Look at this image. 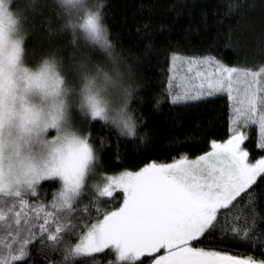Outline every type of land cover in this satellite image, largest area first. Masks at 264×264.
Instances as JSON below:
<instances>
[{"label": "snow or ice", "instance_id": "snow-or-ice-1", "mask_svg": "<svg viewBox=\"0 0 264 264\" xmlns=\"http://www.w3.org/2000/svg\"><path fill=\"white\" fill-rule=\"evenodd\" d=\"M183 4L169 8L180 16ZM104 7L89 0H28L23 7L0 0V264H32L34 251L45 264H104L101 255L107 264H264L206 245L238 240L264 248V26L255 63L171 50L167 87L154 108L208 107L224 98L225 138L211 139L194 157L178 151L170 162L102 173V183L90 184L112 147L107 136L93 134L95 123L117 130L118 161L120 138L133 141L136 152L150 142L130 108L137 79L109 38ZM251 7L228 5L224 15L240 19L226 47L242 27L255 32L241 25ZM149 11L137 31L151 49ZM37 32L49 47L29 60L28 40ZM60 38L66 47L54 43ZM80 38L91 47L81 50ZM110 89L118 92L116 104ZM77 116L87 129L76 126ZM45 184L54 187L51 199L42 195Z\"/></svg>", "mask_w": 264, "mask_h": 264}, {"label": "trees", "instance_id": "trees-1", "mask_svg": "<svg viewBox=\"0 0 264 264\" xmlns=\"http://www.w3.org/2000/svg\"><path fill=\"white\" fill-rule=\"evenodd\" d=\"M90 3H103L105 24L109 31V38L117 46L118 51H123L127 63L131 66L137 79V91L130 108L140 127L138 131L148 133L149 144L142 146L141 151L133 149V141L120 138V152L123 157L117 160L113 155L115 141L118 135L113 126H103L97 122L92 126L94 135L107 136L112 144L104 152V167L97 168L94 176L89 178V183L96 182L102 173L112 174L123 168L135 169L150 160L170 162L178 151L196 156L209 148L211 139H221L227 133V107L224 98H218L216 105L199 108L185 109L171 106L164 102L159 110L154 104L160 94L167 87V76L171 50L178 49L185 55L211 54L222 59L225 63L235 65L244 63L245 57L249 64L255 63L261 57L257 53L258 37L264 26V4L260 0H184L181 7L182 14L176 15L175 9L169 6L177 4V0H89ZM18 6L23 7L28 0H16ZM252 5L241 21V25L251 24V29L241 28L234 33L231 47H226V34L230 28H236L239 16L236 13L225 16L230 4ZM153 23L152 48L146 47L147 40L143 32L137 29L149 22L150 11ZM167 10V11H166ZM206 18H205V15ZM163 24L164 30H160ZM219 33V35H218ZM56 45L66 47V38L54 42ZM27 47L33 60L41 51L49 47L42 32L33 34ZM79 47L86 50L91 47L89 42L80 38ZM35 53V56L32 53ZM95 58L102 59L98 53ZM75 124L79 128L87 129L77 116ZM179 140V149L169 147L171 140ZM138 142V141H137ZM249 148H252L251 143ZM44 198L51 199L54 187L45 184ZM119 200V196H117ZM87 199L82 203H86ZM219 235V234H218ZM227 244L228 247H224ZM206 245L220 248L237 256H255L264 259V251L259 244L254 248L250 244L238 240L206 242ZM107 264L103 255L99 257ZM112 257H108L111 259ZM52 259H59L55 256ZM32 264H45L42 256L35 254ZM51 264V260H49Z\"/></svg>", "mask_w": 264, "mask_h": 264}, {"label": "clouds", "instance_id": "clouds-1", "mask_svg": "<svg viewBox=\"0 0 264 264\" xmlns=\"http://www.w3.org/2000/svg\"><path fill=\"white\" fill-rule=\"evenodd\" d=\"M58 2H59V0H58ZM85 2H88V0H85ZM121 71L126 73L127 69L121 67ZM93 74H94V72H93ZM126 79H127V76L125 75V80ZM109 98L112 100L113 104L118 103V101H119L118 92L116 90H114V89H110Z\"/></svg>", "mask_w": 264, "mask_h": 264}, {"label": "rangeland", "instance_id": "rangeland-1", "mask_svg": "<svg viewBox=\"0 0 264 264\" xmlns=\"http://www.w3.org/2000/svg\"><path fill=\"white\" fill-rule=\"evenodd\" d=\"M96 59H99V58H96ZM94 176V174L90 177V178H92ZM94 183H102V177H100L96 182H94Z\"/></svg>", "mask_w": 264, "mask_h": 264}]
</instances>
